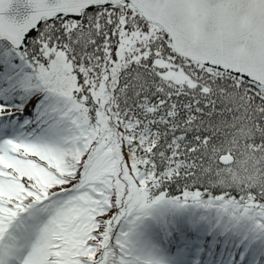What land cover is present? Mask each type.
Segmentation results:
<instances>
[{
    "label": "snow or ice",
    "instance_id": "6c2138e0",
    "mask_svg": "<svg viewBox=\"0 0 264 264\" xmlns=\"http://www.w3.org/2000/svg\"><path fill=\"white\" fill-rule=\"evenodd\" d=\"M0 264H264V0H0Z\"/></svg>",
    "mask_w": 264,
    "mask_h": 264
}]
</instances>
